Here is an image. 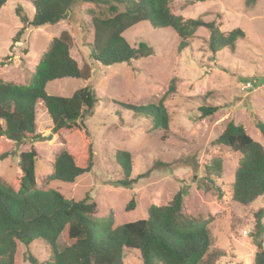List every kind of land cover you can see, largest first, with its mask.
<instances>
[{
    "label": "rangeland",
    "instance_id": "obj_1",
    "mask_svg": "<svg viewBox=\"0 0 264 264\" xmlns=\"http://www.w3.org/2000/svg\"><path fill=\"white\" fill-rule=\"evenodd\" d=\"M33 0H6L0 9V81L27 85L41 55L50 42L67 33L70 36V56L79 68L90 70L87 81L63 79L47 84L50 96L71 97L76 91L90 88L98 98L91 118L79 121L88 133L92 145L93 167L89 173L71 184L51 182L52 161L62 149L77 148L74 135L52 134V122L42 103L36 109V142L22 141L16 145L0 137V149L11 145L9 155L0 161V180L18 189V156L34 149L39 156L36 164V189L56 190L65 199L75 202L86 196L96 204L94 218H106L111 212L114 227L146 219L150 206H166L179 191L183 192L182 213L189 218H212L210 231L215 247L223 252L219 264H253L256 247L252 240L258 210L264 211V197L249 207L232 202V184L240 155L216 139L228 122L241 126L249 137L261 145L264 137L255 122L264 124V0H171L172 14L184 20L215 22L223 33L240 29L243 39L235 42L233 50L223 49L212 55L208 50L209 32L195 31L188 46L178 51V38L170 29H154L140 23L123 37L134 49L139 43L148 47L128 65L102 67L89 58L93 40L92 14L104 12L93 4L75 5L66 20L56 25L29 27L14 42L21 28L15 10L31 20ZM249 84V87L246 85ZM175 92L166 96L164 107L169 116L168 131L153 129L151 119L136 116L120 104L144 106L158 104L170 86ZM218 110L202 118L199 108ZM0 121V130L3 129ZM116 151L131 155L134 180L128 189L116 187L121 172L114 162ZM221 161L220 177L210 175L204 180L206 167ZM141 175L144 177L140 178ZM221 197L218 198V194ZM135 205L126 211L130 200ZM263 247H264V215ZM67 229L56 241L58 251L70 246ZM45 264L48 252L39 243L18 245L15 264ZM123 264H142L140 255L126 250Z\"/></svg>",
    "mask_w": 264,
    "mask_h": 264
},
{
    "label": "trees",
    "instance_id": "obj_2",
    "mask_svg": "<svg viewBox=\"0 0 264 264\" xmlns=\"http://www.w3.org/2000/svg\"><path fill=\"white\" fill-rule=\"evenodd\" d=\"M171 0H33V17L28 20L19 7L21 28L14 36L18 42L29 27L40 28L56 25L66 20L71 9L78 4H93L104 12L92 14L93 40L89 58L102 67L126 64L137 55H144L148 49L145 43L137 48L130 47L123 35L140 23H149L154 29H170L178 38V51L188 46V40L199 28L209 32L208 50L212 55L223 49L233 50L235 42L244 38L240 29L223 33L215 22L184 20L171 13ZM203 2L206 0H196ZM254 0H245L250 5ZM6 0H0V9ZM70 36L61 33L54 38L39 58L34 73L27 85H16L0 81V121L4 125L0 137L14 145L22 141L36 142V109L42 103L52 122L51 132H66L77 139L74 149H62L52 161L51 182L71 185L77 178L89 173L93 167L92 145L88 133L79 127V121L93 116L98 104L95 92L86 87L71 97H56L46 93V86L63 79L90 78L89 68H79L71 58ZM4 62H0V66ZM175 92L169 87L158 104L134 106L120 104L136 116L147 117L153 129L168 131L169 116L164 107L166 96ZM218 108L202 106V118L213 115ZM255 127L264 137V124L255 122ZM216 144L238 153L240 159L234 173L232 202L239 207H249L264 197V151L245 130L228 122L216 139ZM12 144L0 149V161L9 155ZM39 156L34 149L19 154L18 189L14 190L0 180V264H15L18 245L39 243L48 252L45 264H123L126 250L139 253L142 264H219L223 252L215 247L210 231L212 218L199 220L182 213L183 193H176L171 201L162 207L150 206L146 219L114 227L113 215L96 219V204L89 196L75 202L65 199L56 190L36 189V164ZM131 155L128 151H116L114 162L121 172L116 187L128 189L134 183L131 175ZM204 180L210 175L220 177L221 161L215 160L206 167ZM144 175L139 177L142 178ZM183 192V193H182ZM218 194V198L221 197ZM135 205L132 198L126 207L129 212ZM263 210L255 215L252 240L256 247L253 264H264ZM67 229V238L72 244L58 251L56 241ZM30 264H37L28 256Z\"/></svg>",
    "mask_w": 264,
    "mask_h": 264
},
{
    "label": "built area",
    "instance_id": "obj_3",
    "mask_svg": "<svg viewBox=\"0 0 264 264\" xmlns=\"http://www.w3.org/2000/svg\"><path fill=\"white\" fill-rule=\"evenodd\" d=\"M246 87H249V84H247Z\"/></svg>",
    "mask_w": 264,
    "mask_h": 264
}]
</instances>
